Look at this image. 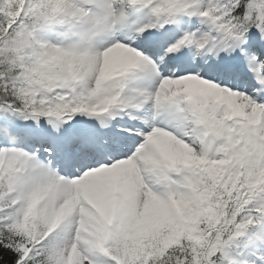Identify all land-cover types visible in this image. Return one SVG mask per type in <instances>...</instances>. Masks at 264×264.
Masks as SVG:
<instances>
[{
  "label": "snow or ice",
  "instance_id": "obj_1",
  "mask_svg": "<svg viewBox=\"0 0 264 264\" xmlns=\"http://www.w3.org/2000/svg\"><path fill=\"white\" fill-rule=\"evenodd\" d=\"M0 264H264V0H0Z\"/></svg>",
  "mask_w": 264,
  "mask_h": 264
}]
</instances>
